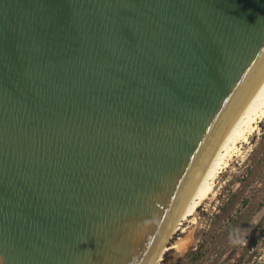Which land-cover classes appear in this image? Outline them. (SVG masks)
<instances>
[{
	"label": "water",
	"instance_id": "obj_1",
	"mask_svg": "<svg viewBox=\"0 0 264 264\" xmlns=\"http://www.w3.org/2000/svg\"><path fill=\"white\" fill-rule=\"evenodd\" d=\"M263 70L264 0H0V264H152Z\"/></svg>",
	"mask_w": 264,
	"mask_h": 264
},
{
	"label": "rangeland",
	"instance_id": "obj_2",
	"mask_svg": "<svg viewBox=\"0 0 264 264\" xmlns=\"http://www.w3.org/2000/svg\"><path fill=\"white\" fill-rule=\"evenodd\" d=\"M241 145L237 155L218 175L214 192L188 221L178 227L166 242V252L154 264H177L179 257L184 260L198 243L208 251L199 264L216 261L223 253L229 255L218 264H233L240 254L251 248L249 244L245 245L250 234L247 222L264 205V161H260L257 173H246V163L264 155V119L259 122L248 142ZM257 231L260 236L252 253L249 252L256 256L242 259L239 264H264V217ZM178 264L193 263L183 261Z\"/></svg>",
	"mask_w": 264,
	"mask_h": 264
},
{
	"label": "bare ground",
	"instance_id": "obj_3",
	"mask_svg": "<svg viewBox=\"0 0 264 264\" xmlns=\"http://www.w3.org/2000/svg\"><path fill=\"white\" fill-rule=\"evenodd\" d=\"M262 119H264V70L203 152L179 196L172 213L173 226L167 239H170L178 227L188 221L201 203L214 192L218 175L238 153L241 144L248 142L250 135L257 129ZM167 239L160 246L152 264L163 253L166 242L169 241Z\"/></svg>",
	"mask_w": 264,
	"mask_h": 264
},
{
	"label": "flooded vegetation",
	"instance_id": "obj_4",
	"mask_svg": "<svg viewBox=\"0 0 264 264\" xmlns=\"http://www.w3.org/2000/svg\"><path fill=\"white\" fill-rule=\"evenodd\" d=\"M253 217V215H252ZM264 217V214L263 216L259 219V221L256 223L255 226L251 227L250 226V234L249 236L246 238V243L245 245L247 244H251V248L248 249L244 254H240L239 255V258L238 260L233 263V264H239V262L242 260V259H245V258H251L252 256H256V254L252 255V254H249V252L252 253V250H253V247L254 245H256V242L260 236V232L257 231V228L259 227L260 225V222L262 221V218ZM251 219H249V221L247 222V224L249 225L250 222H251ZM242 224V223H241ZM168 246V245H167ZM166 247V245H165ZM182 248V247H181ZM166 252L165 248H164V251H163V255L164 253ZM208 253V251L205 250V246L202 245L201 243H198L196 244L192 250L190 251V253H188V255H186L184 257V260H180V257L179 259L177 260V264L180 262V263H183V261H187V262H190V263H193V264H199V262L203 259V257ZM162 254L161 256L158 258L160 259L162 257ZM229 255V253H223L222 256L218 257V259H216V261H211L209 264H218L220 263L221 261H224V259ZM243 255V257H242ZM164 259V258H163ZM162 259V260H163ZM248 264H250L249 262H247Z\"/></svg>",
	"mask_w": 264,
	"mask_h": 264
},
{
	"label": "trees",
	"instance_id": "obj_5",
	"mask_svg": "<svg viewBox=\"0 0 264 264\" xmlns=\"http://www.w3.org/2000/svg\"><path fill=\"white\" fill-rule=\"evenodd\" d=\"M260 161L261 162L264 161V155L261 157H258V159H255V158L250 159V161L246 163V173H257L260 168L259 167L261 163Z\"/></svg>",
	"mask_w": 264,
	"mask_h": 264
}]
</instances>
